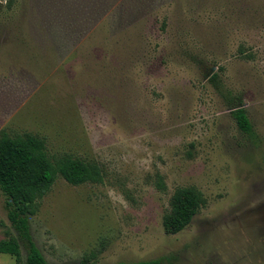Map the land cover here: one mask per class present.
<instances>
[{"label": "rangeland", "instance_id": "rangeland-1", "mask_svg": "<svg viewBox=\"0 0 264 264\" xmlns=\"http://www.w3.org/2000/svg\"><path fill=\"white\" fill-rule=\"evenodd\" d=\"M0 129L99 169L34 200L49 264H264V0H0ZM188 185L205 203L165 233ZM5 212L0 192V239Z\"/></svg>", "mask_w": 264, "mask_h": 264}, {"label": "trees", "instance_id": "trees-1", "mask_svg": "<svg viewBox=\"0 0 264 264\" xmlns=\"http://www.w3.org/2000/svg\"><path fill=\"white\" fill-rule=\"evenodd\" d=\"M216 73L209 76L214 80ZM235 100V101H232ZM229 103L237 127L244 133L250 131L239 99ZM56 176L71 185L96 182L100 179L97 165L88 159L68 154L51 157L41 137L23 132L9 135L0 129V192L4 196L7 220L16 236L0 239V252L13 257L14 264H49L31 239L27 217L32 214V204L51 186ZM205 199L194 186H176L169 197V208L161 217L165 233L173 234L188 224L194 213L203 206ZM20 242L24 256L20 255ZM84 259L74 264H83ZM111 264H157L154 259L118 261Z\"/></svg>", "mask_w": 264, "mask_h": 264}, {"label": "flooded vegetation", "instance_id": "flooded-vegetation-1", "mask_svg": "<svg viewBox=\"0 0 264 264\" xmlns=\"http://www.w3.org/2000/svg\"><path fill=\"white\" fill-rule=\"evenodd\" d=\"M260 218L262 220H264V202H262V204H260ZM264 227V224L262 225Z\"/></svg>", "mask_w": 264, "mask_h": 264}]
</instances>
